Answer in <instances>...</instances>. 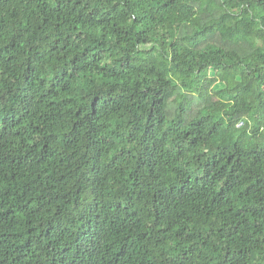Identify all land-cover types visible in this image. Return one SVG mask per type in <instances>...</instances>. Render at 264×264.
<instances>
[{
	"label": "trees",
	"instance_id": "16d2710c",
	"mask_svg": "<svg viewBox=\"0 0 264 264\" xmlns=\"http://www.w3.org/2000/svg\"><path fill=\"white\" fill-rule=\"evenodd\" d=\"M0 264H264V0H0Z\"/></svg>",
	"mask_w": 264,
	"mask_h": 264
}]
</instances>
